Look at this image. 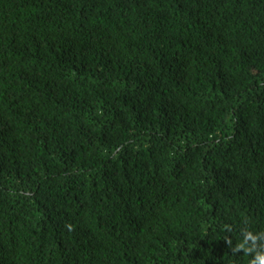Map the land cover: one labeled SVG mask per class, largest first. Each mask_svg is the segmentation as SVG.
Returning a JSON list of instances; mask_svg holds the SVG:
<instances>
[{
  "label": "trees",
  "instance_id": "trees-1",
  "mask_svg": "<svg viewBox=\"0 0 264 264\" xmlns=\"http://www.w3.org/2000/svg\"><path fill=\"white\" fill-rule=\"evenodd\" d=\"M264 254V0H0V264Z\"/></svg>",
  "mask_w": 264,
  "mask_h": 264
},
{
  "label": "clouds",
  "instance_id": "clouds-1",
  "mask_svg": "<svg viewBox=\"0 0 264 264\" xmlns=\"http://www.w3.org/2000/svg\"><path fill=\"white\" fill-rule=\"evenodd\" d=\"M249 264H264V254L258 255L256 259L250 261Z\"/></svg>",
  "mask_w": 264,
  "mask_h": 264
}]
</instances>
